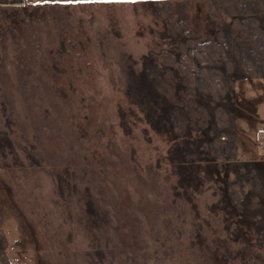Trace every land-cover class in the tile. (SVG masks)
I'll return each mask as SVG.
<instances>
[{"label":"rangeland","instance_id":"rangeland-1","mask_svg":"<svg viewBox=\"0 0 264 264\" xmlns=\"http://www.w3.org/2000/svg\"><path fill=\"white\" fill-rule=\"evenodd\" d=\"M145 1L0 0V227L12 262L91 264L101 250L103 264H243L213 256L246 247L228 240L223 213L210 209L217 184L195 193L194 208L175 195L162 159L170 143L146 134L145 122L131 132L121 124L124 65L140 68L142 56L167 47ZM204 13L200 1L193 14ZM262 81L238 83L241 98L262 89L238 108L239 160L264 161ZM64 166L76 188L62 195ZM88 200L103 220L86 214ZM245 249L248 264H264V246Z\"/></svg>","mask_w":264,"mask_h":264},{"label":"trees","instance_id":"trees-1","mask_svg":"<svg viewBox=\"0 0 264 264\" xmlns=\"http://www.w3.org/2000/svg\"><path fill=\"white\" fill-rule=\"evenodd\" d=\"M200 1L207 13L194 16ZM145 2L162 21L163 29L155 33L167 47L142 56L140 68L139 61L130 58L124 65L129 107L119 109L121 124L131 132L133 123L145 122L146 134L152 131L170 143L162 159L176 176V196L194 204L195 193L210 181L216 183L219 200L210 209L223 213L228 240L245 238L246 247L261 248L264 161L238 159V108L241 111L252 100L237 93L240 81L264 78V0ZM2 144L0 137L3 151ZM56 177L62 195L75 190L71 166H64ZM86 205L87 215L103 220L93 201ZM196 240L193 244L201 246L205 237L198 233ZM8 248L7 234L0 227V264H18L11 261ZM245 248L236 254L225 249L220 255L217 247L213 256L218 261L241 256L248 264ZM98 255L91 264H103V251Z\"/></svg>","mask_w":264,"mask_h":264},{"label":"crops","instance_id":"crops-1","mask_svg":"<svg viewBox=\"0 0 264 264\" xmlns=\"http://www.w3.org/2000/svg\"><path fill=\"white\" fill-rule=\"evenodd\" d=\"M11 1V0H10ZM263 80V81H262ZM251 81H262V82H264V78L263 79H254V80H251ZM246 83V82H245ZM257 83V82H256ZM257 86V85H256ZM257 89H258V91H257ZM240 90H241V87H240ZM261 88L260 87H258L257 86V88H256V90H255V92H257V93H254V94H252L251 95V97H249L247 94H246V99H250V100H252L253 101V98L255 99L256 97H255V95H259L260 94V92H261ZM241 95H243V91H241Z\"/></svg>","mask_w":264,"mask_h":264}]
</instances>
